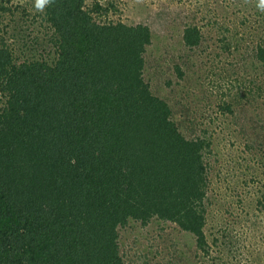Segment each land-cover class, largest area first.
Wrapping results in <instances>:
<instances>
[{
	"label": "trees",
	"instance_id": "obj_1",
	"mask_svg": "<svg viewBox=\"0 0 264 264\" xmlns=\"http://www.w3.org/2000/svg\"><path fill=\"white\" fill-rule=\"evenodd\" d=\"M113 9L53 0L33 16L42 32L22 38L31 56L0 35V264H126L132 221L174 223L203 254L218 243L206 237L210 143L206 131L186 135L196 131L195 100L182 96L189 104L178 111L153 92L144 77L151 28L97 19ZM9 11L0 0V25ZM182 39L202 43L195 25ZM252 59L256 84L264 44ZM235 76L227 79L244 87L247 76ZM253 136L264 147V132Z\"/></svg>",
	"mask_w": 264,
	"mask_h": 264
},
{
	"label": "rangeland",
	"instance_id": "obj_2",
	"mask_svg": "<svg viewBox=\"0 0 264 264\" xmlns=\"http://www.w3.org/2000/svg\"><path fill=\"white\" fill-rule=\"evenodd\" d=\"M96 1L88 0L89 6ZM102 2L113 3L116 9L98 20L151 28L152 44L145 53L146 81L154 93L177 100L178 111L189 104L184 97L195 100L189 107L196 112V131L183 130L189 137L206 131L210 143L205 152L211 201L206 237L210 244L218 238L217 245L203 254L194 246V238L180 232L174 223L154 219L146 227L132 221L123 231L121 254L126 264H264V147L255 143L253 136L264 132V124L258 121L259 116L264 117V74L256 84L247 75L262 71L248 68L254 49L264 44V10L258 7L259 0ZM1 3L10 9L0 25L1 37L19 51L25 49L22 38H35L41 30L33 20L40 12L35 0ZM194 25L201 32L202 43L190 49L182 38L184 30ZM26 46V55L31 56L33 46ZM236 74L247 76L244 87L227 79ZM201 85H205V93ZM206 97L211 98V104H196L197 98ZM225 103L234 104L239 111L224 113L218 105Z\"/></svg>",
	"mask_w": 264,
	"mask_h": 264
},
{
	"label": "clouds",
	"instance_id": "obj_3",
	"mask_svg": "<svg viewBox=\"0 0 264 264\" xmlns=\"http://www.w3.org/2000/svg\"><path fill=\"white\" fill-rule=\"evenodd\" d=\"M53 0H35V7L38 9V10H43L45 8V6L49 5L50 3H52ZM258 7L261 9V10H264V0H259V4H258ZM171 223V222H170ZM143 226H146V225H143ZM147 227V226H146Z\"/></svg>",
	"mask_w": 264,
	"mask_h": 264
}]
</instances>
